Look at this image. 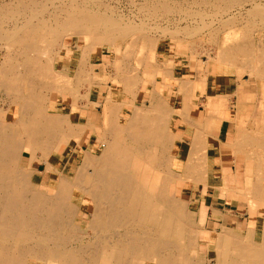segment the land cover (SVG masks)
I'll list each match as a JSON object with an SVG mask.
<instances>
[{
    "label": "bare ground",
    "instance_id": "obj_1",
    "mask_svg": "<svg viewBox=\"0 0 264 264\" xmlns=\"http://www.w3.org/2000/svg\"><path fill=\"white\" fill-rule=\"evenodd\" d=\"M1 1L0 20L12 21L24 15L26 21L0 29L4 62H13L10 53L14 49L24 58L13 65V73L8 74L5 64L0 67V264H190V255L201 240L214 242L219 264H264V223L259 226L260 241L226 230L213 235L208 229L199 232L201 239L195 234L194 240L185 238L196 230L186 218L187 202L175 196L178 184H218L209 177L221 173L226 156L220 158L221 144L208 131L215 123L212 118H206L204 124L191 120L190 114L172 106L157 89L161 80L162 86L176 89L183 103L186 96L195 94L196 84L207 86L212 68L218 72L216 77L222 76L218 68L222 64L225 76L247 73L252 79L264 78V44L256 41L257 46L252 47L247 39L254 30H264V0H202L217 4L213 18L229 13L219 19L220 34L236 27L243 30L244 39L232 40L227 34L224 38L211 36L210 41L219 47L213 55L214 48L202 44L200 52L192 48V41L177 38L178 45L184 42L190 47L186 73L178 77L173 65L172 72L150 65L144 54L139 61L144 62L146 79L130 74L127 58L133 59L134 54L126 50L128 55H123L118 44L137 33L132 42L144 39L148 52L155 49L157 37L144 35L146 19L116 17L96 8L94 0H70V5L42 18L38 12L45 7L41 10L36 0ZM168 2L159 0L158 7L168 9ZM246 3L250 6L242 12ZM156 4L147 3L150 14L158 8ZM236 5L239 15L230 12ZM237 16H243L245 22L234 23ZM199 19L201 23L193 24L186 33L184 28L174 30V35L191 38L216 25L204 16ZM68 37L73 38L81 56L71 59L67 67H59L57 58L61 55L73 58ZM109 47L115 56L111 64L115 71L96 77L95 66H107L103 53ZM202 52L208 59L205 70L200 71ZM234 63L243 69H232ZM194 71L196 77L191 78ZM145 84L152 85L146 105L145 94L141 97ZM105 87L101 99L100 91ZM54 92L64 100L66 111L51 109ZM97 106L101 107L100 129L97 119L90 116ZM182 125L187 128L178 134ZM247 137L249 153L240 145L233 153L256 159V174L261 176L264 146L257 148L254 134ZM92 141L96 151L90 147ZM25 154L28 166L21 167ZM79 155L80 159H74ZM41 166L50 178L39 182L35 170ZM29 174L30 182L26 183ZM252 179L240 192L259 203L264 213V187L260 190Z\"/></svg>",
    "mask_w": 264,
    "mask_h": 264
},
{
    "label": "rangeland",
    "instance_id": "obj_2",
    "mask_svg": "<svg viewBox=\"0 0 264 264\" xmlns=\"http://www.w3.org/2000/svg\"><path fill=\"white\" fill-rule=\"evenodd\" d=\"M36 1H38V4L42 7L41 10H43L45 7V10H43V12H38L39 18H40V16H41V18L44 16L47 17L49 15L48 14L49 12H51L52 10L54 11V9L56 10V9L60 8V6L64 7L66 4L70 5V0H36ZM78 1L82 2L83 0H78ZM154 1L157 2V4H156L157 6H155V7H158L159 6V3H158L159 0H94L93 1V3H96V8L98 7L102 11L107 10L110 14L113 13V15H115L116 17L121 16L124 19L132 18V20H136V21H140V19H143V18L146 19V21H148L147 26H146L147 30L145 29L146 33L144 35H146V36L152 35L154 37H157V43H156L155 49H149V52L144 47V39H142L140 42H137V41L132 42V40H134L135 37L139 35L137 33H135L134 35H131L130 37H128V39L120 40L118 42V44L121 45V52L123 55L126 56V54H127L126 50H128L129 52H132L134 54L132 57L133 59L127 58L128 63L126 64V68H128L129 71L131 70L130 74L134 73V74H136L135 76H138V77L143 78V79L148 78V73L145 72V68H144L145 65H143L144 62L139 61V59H141L144 54L147 55L148 61H149L148 63L150 65L153 64L156 67H162L163 69L168 70L169 72H172V69H173L172 65H173V67L175 66V72L178 73V77L180 76L179 74L186 73L184 71V65L190 64V57H191L190 56V49H189L190 47L188 44H185L184 42H182L178 45L177 38L178 39L180 38L181 40L184 39L183 41H186V40L192 41L190 43L191 46H193L192 48L193 49H195V48L199 49V51L201 49H204L203 45L206 48H209V47L211 49L214 48L211 50V54H213V55H215L217 53V50L219 49V47L217 46V44H214L210 41L211 36H213V35L216 36L218 34V36H217L218 38H222V37L224 38V36H226V34H227L228 36L231 37L232 40H238L240 38L241 39L243 38L242 37V34H243L242 31L243 30L237 29L236 27H232L226 31H223L221 34L219 33L220 30L217 29L221 25L220 24L221 22L219 19H221V17H223V16H224L223 18H226L229 15V13H225L223 16L220 13L219 14L217 13L218 14L217 17L213 18L212 16H216L214 12L217 10V7H218V6H216L217 4H215V3H208L207 4V3L202 2V0H169L168 9H163V8L158 7L156 10L152 11L153 13L150 14V12H148L149 7H147V3L151 4ZM0 4H2L1 0H0ZM220 4L224 5L223 3H220ZM249 6L250 5L248 3H246V5L244 6V8L241 11L244 12L245 7H249ZM222 7L224 8V6H222ZM237 11H239V8L236 5V7L231 9L230 12H231V14L236 13V15H239L240 12L238 13ZM146 12H147V14H146ZM158 12H160V13H158ZM190 13L192 14V16ZM206 13L208 14V18H207L208 22L213 21L214 25L216 24L215 26H213V29L212 28L211 29H207V28L202 29L203 31L201 30L200 33H197L194 36H191V38H189L190 37L189 35H188L189 37L186 35L184 36L183 34L174 35V30L176 31L178 29H179V31L180 30L184 31V28H187V30H185V33H186L190 27L192 28L193 24L196 25V24H198V22L201 23L202 19H199V18H202L203 16L205 17V20L207 21V19H206L207 14ZM148 14H150V15H148ZM204 14H206V15H204ZM23 16L22 17L19 16L16 19L17 21L15 20V18L12 19V21L9 18H7V19L4 18V19L0 20V27H1L0 29H2V26H4V28H12L15 26L16 22L22 23L23 22L22 20L26 21V18H24ZM25 17H26V15H25ZM235 18L236 19H234V23L245 22V21H242L243 16H237ZM8 20H10V21H8ZM197 20H199V21H197ZM7 23H8V25H10V24L11 25L7 26ZM3 24H5V25H3ZM176 24H178L177 25L178 27H176ZM183 25H185V27H183ZM187 25H188V27H186ZM149 27H153V29L149 28ZM165 27L169 28V29H166ZM163 28L166 30V32H165L166 34L163 33L164 31H161V30H164ZM44 31H47V29H45ZM181 35H183V36H181ZM132 38H134V39H132ZM247 39L250 42L249 44L250 45L252 44V47L257 46V44H259V43L264 44V30H254L249 35V37H247ZM73 41L74 40L71 37H68L66 40L68 45L71 44L68 47V51L73 53V58H72V56L70 57L68 55H61L59 58H57L59 67H62L64 65H66V67H67V64H70V62L73 59H78L81 56L80 51L77 50V47L74 45ZM197 43H198V46H196ZM79 45L80 46L83 45V40H81L79 42ZM201 51H203V50H201ZM10 54L13 56V58H12L13 62L8 61V60L6 62H4L5 60H4L3 53H2V51L0 52V67L3 64L7 65L8 74L13 73L15 71L16 68L13 65H16L19 62H21V59L24 60L23 55L20 57V54H21L20 50L14 49V50H12V52ZM113 55H114L113 51L110 47L105 50V52L103 53V58H104L105 65H107V66H105V68L106 67H108V68L105 69L101 63L97 64L95 66V69H94V75L96 77L101 78V76H102L101 74H103L105 71L106 72H109V70L115 71V68L113 66H111L112 61L115 59V56H113ZM199 55L200 56H199V64H198L199 68H198V70L203 71L206 68V64L204 62L207 61L208 57H207L205 52L204 53L202 52ZM107 61H108V63H106ZM168 68H170V69H168ZM216 71L217 70L215 68H212L211 75L216 76L218 74V72H216ZM190 77L191 78L196 77L195 71L190 72ZM100 80H102V79H100ZM198 85H200V84H196V89L198 91V93H196V94L199 96L200 94H202L201 91H202L203 87L201 85L198 87ZM106 88L107 87H105V89L101 88V91H100L101 92V94H100L101 99H103V94H105L107 91ZM151 88H152L151 84H145L142 91H141V97L145 94V97H144V102H145L144 104L145 105L148 103V100H149L148 97L150 95ZM157 89H158V91H160L163 94V97L168 98V100L172 106L180 107L179 110L181 108H183V110L186 113L190 114L189 104H187L185 102V100L183 102L184 104L180 101L181 100L180 95L178 94L176 89H174V88L171 89L167 86H162L161 80H158ZM3 91H5V90L3 89ZM0 95H1V93H0ZM52 100H53V103H52L53 106H51V109L55 108L56 111H58L59 113L63 112V109H64V111L67 110V107H64V100L62 99V97L60 95H58L54 92ZM186 100L189 103L196 102V103H198L199 109H201V110L204 109L203 97H200L198 100H196L195 98L187 96ZM192 106L193 105H191V108H192ZM126 110L128 111V109H126ZM92 111H93L92 115L90 114V116H93V120H95V121L97 119L96 127H97V129H100L101 128V122H100V120H101L100 119L101 107L97 106ZM195 112H198V110L196 109ZM199 123H201V122H199ZM186 128H187L186 125L180 126V128L177 130V133L179 132L178 134H180L181 132L185 131ZM214 133L216 134V132H214ZM95 137H96V135H94V138ZM187 146H188L187 143H185L183 148L186 149ZM90 147H91V149H93V151H96L97 146L95 144V141H92L90 143ZM75 158H77V160H78L81 158V155L74 156V159ZM28 160H29V156L27 154H25L23 156L21 167H25V166L27 167L28 166ZM86 164H87V160L85 162V165ZM226 165L229 166V168H233L235 171H236V168H239V166H240V171H243V167H244L243 162L239 163V165L234 164V162H229ZM224 166H225V164H224ZM222 167L223 166L220 167L221 168V173H219L220 176L222 175V172H223ZM90 169H91V166H89V168H88V176H90ZM20 175H22V173H20ZM44 177H45V179H49L50 174L49 173L46 174V172L43 170V168L41 166V168L39 170H35V178L37 181L40 182V181L44 180ZM25 182L26 183L30 182V174L25 179ZM54 184H55V181L53 183V186H54ZM202 185L203 184H200L198 182L183 181V182H180L178 184V189H177V192L175 194L176 197H180L185 202H187L188 213H187L186 218H187L189 225L191 227H193V229L195 228V230H196L195 233L189 232L186 234L185 238H187V240L189 238H190L189 240H194L197 237H199L201 239L199 232H206L207 229L209 231H211L213 235L217 233V230H219L216 227L210 226L212 224L210 221L211 220L210 211H211V208H213V207L214 208L217 206L223 207L224 205H221L219 202H222V201L218 200L215 196L214 197H212L211 195L210 196H201L202 191L204 189V187ZM239 186L240 187L243 186L242 181H241V183H239ZM205 200H207L208 204H210V207H208L209 215H206V213L203 214V213L198 211L200 203H202ZM246 200L247 199H244L243 201L246 202ZM197 203H198V205H197ZM195 207H196V209H195ZM234 207H236V205H234ZM240 209H241L240 210L241 212L247 211L246 213H248V218L246 219V222L243 224V226H240L238 228L229 227V229L224 228L222 230L229 231L231 234L239 235L243 239H245L247 237V238H251L255 241H260L262 238V234H261L262 228L259 226L262 223H264V213H263V210L261 208V205L259 203H256V204L250 203V205L247 204L246 208L244 207V209L243 208H240ZM202 215H204L206 218H203ZM218 216H220V215L218 214ZM218 232H220V231H218ZM192 234H193V236H192ZM194 234L196 236L197 235L198 236L196 237V236H194ZM209 236H211V233L209 234ZM211 238H212V236H211ZM212 241H214V240H212ZM210 243H207V242L201 240L200 246L195 248L194 251L192 252V254L190 255V264H211V263L212 264H219V259L217 257V251L214 248V242H210ZM69 246L70 245H67V247H69ZM81 264H82V262H81Z\"/></svg>",
    "mask_w": 264,
    "mask_h": 264
},
{
    "label": "crops",
    "instance_id": "obj_3",
    "mask_svg": "<svg viewBox=\"0 0 264 264\" xmlns=\"http://www.w3.org/2000/svg\"><path fill=\"white\" fill-rule=\"evenodd\" d=\"M230 67L239 71L240 69H243V65L238 63H234V65H230ZM218 68L222 70V76L216 77L215 75H209L207 86H202V94L198 96L196 94L198 93L196 89L195 94L188 95L196 100L203 97V110L199 109L198 103L187 102V96L185 97V102L189 104L190 107L189 116L191 120L196 121L197 123L202 122L203 124L206 122V118H212V120L215 121V123L208 128V131L211 134H214L217 137H215L216 140L221 144L219 151L220 158L225 159L226 156V161L222 164V175L220 176L218 172L216 176L211 175L209 177L211 178L210 181H215L216 179L218 184L202 185L204 189L201 196H215L218 200L222 201L219 203L224 205L223 207H213L210 211V221L212 223L210 226L218 228L219 230H217V232L224 228L229 229V227L238 228L243 226L246 222L248 213L241 212L240 208L244 209L247 204L250 205V203H257L255 200L252 201L249 197L240 192V190H244L246 188L248 179L253 178L252 180L255 181L256 186H258L260 190L264 187V173H262L261 176H259L260 174H256V159L249 157L248 154H245L247 156L243 155L242 157H239L233 153V149L235 151L239 145L241 148H244L247 153H249L248 149H250V140L247 136L251 135V133L258 139L257 144L259 145L256 147L259 148L260 146H264V139L262 140V138H264V78L255 77L252 79L247 75V73H243L241 77L240 75L238 76L235 74L225 76L223 75V69L226 67L222 64ZM199 86L200 85H198V87ZM191 105H193L192 108ZM196 109L198 112H195ZM218 121H220V125L216 124L219 123ZM246 131H250V134L246 133ZM214 132H216V134ZM241 133L244 134L241 135ZM240 135L242 138L239 137ZM243 136L245 137L243 138ZM240 138L241 140H239ZM229 162H234V164L238 165L243 162V171H240V166L239 168H236V171L233 168H229V166L226 165ZM241 181L243 183L242 187L239 186ZM242 199L247 200L245 202ZM234 205H236V207H234ZM208 207H210V204H208L207 200H205L200 203L198 211L209 215ZM218 214L220 216H218ZM202 217L206 218L204 215H202Z\"/></svg>",
    "mask_w": 264,
    "mask_h": 264
}]
</instances>
